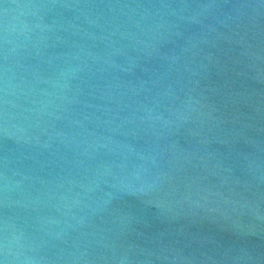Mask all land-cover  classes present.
I'll return each instance as SVG.
<instances>
[{
    "label": "water",
    "instance_id": "obj_1",
    "mask_svg": "<svg viewBox=\"0 0 264 264\" xmlns=\"http://www.w3.org/2000/svg\"><path fill=\"white\" fill-rule=\"evenodd\" d=\"M0 264H264V0H0Z\"/></svg>",
    "mask_w": 264,
    "mask_h": 264
}]
</instances>
